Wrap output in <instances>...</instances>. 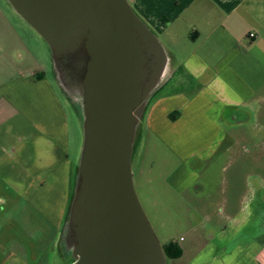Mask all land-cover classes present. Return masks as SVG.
Listing matches in <instances>:
<instances>
[{
    "label": "crops",
    "instance_id": "1",
    "mask_svg": "<svg viewBox=\"0 0 264 264\" xmlns=\"http://www.w3.org/2000/svg\"><path fill=\"white\" fill-rule=\"evenodd\" d=\"M126 1L163 43L137 141L164 154L146 180L165 209L151 208L154 234L180 250L166 264H264V0ZM44 46L0 0V159L34 173L25 198L62 235L78 168L69 183L67 115Z\"/></svg>",
    "mask_w": 264,
    "mask_h": 264
},
{
    "label": "water",
    "instance_id": "2",
    "mask_svg": "<svg viewBox=\"0 0 264 264\" xmlns=\"http://www.w3.org/2000/svg\"><path fill=\"white\" fill-rule=\"evenodd\" d=\"M46 44L57 78L83 48V144L68 227L71 264H166L131 168L135 129L164 55L126 0H6Z\"/></svg>",
    "mask_w": 264,
    "mask_h": 264
},
{
    "label": "rangeland",
    "instance_id": "3",
    "mask_svg": "<svg viewBox=\"0 0 264 264\" xmlns=\"http://www.w3.org/2000/svg\"><path fill=\"white\" fill-rule=\"evenodd\" d=\"M155 38L160 44L162 43L158 37ZM44 45L49 60L51 59L50 52L45 43ZM76 61L70 69L75 72L77 76H81V70L77 67L79 61ZM70 69L62 68L64 85L59 82L55 71L54 79L60 89V97L67 115V156L68 160L71 162V165H69L70 167L67 168V180L69 183L72 182L73 184L76 176L75 169L78 168L79 165L83 144V112L81 83L76 85L75 79L70 76ZM48 73L51 79L52 72L50 62ZM140 120L141 116L139 122ZM139 122L135 129L131 156L133 185L140 205L153 230L155 225L151 218V208L153 207L154 210L156 208L157 213L162 215V218H165V209L162 203H157V205L150 203V194L154 189L147 187L149 183L146 179H154L161 176L163 172L160 173V165L164 154L158 149L157 145L155 146L151 143L144 144V142L138 143V131L141 126ZM149 163L152 164L150 166L151 169L148 168ZM146 166L147 173H145L144 170ZM9 167L10 166L5 164L4 158L2 160L0 159V264H71L74 261L72 249L65 244L67 227H64L62 235L60 234V228H55L50 231L45 230L41 216L36 213V209H34L32 204L25 198V192L27 190L26 185L30 183L29 176L34 173L17 172L15 169L10 170ZM71 188L70 186L69 188L66 187V190L65 188H60L59 190H61V192L65 190L67 193L68 190L69 192L71 191ZM59 190L57 188L56 193H58ZM69 204L70 202H68V205ZM181 207L182 210L189 211L186 209L185 205ZM163 221L165 224L167 221V223L171 225V221H165V219H163ZM179 222L181 224V221ZM176 227L177 225H175V230L178 231V233L180 232L182 234V232L185 231V227L182 224L180 228ZM45 233L48 234L46 235ZM57 237L59 240L55 243L54 240Z\"/></svg>",
    "mask_w": 264,
    "mask_h": 264
},
{
    "label": "flooded vegetation",
    "instance_id": "4",
    "mask_svg": "<svg viewBox=\"0 0 264 264\" xmlns=\"http://www.w3.org/2000/svg\"><path fill=\"white\" fill-rule=\"evenodd\" d=\"M81 56L84 58H87L86 59V62H87L88 55H87V52L83 48H80L77 52H75L71 55L65 56L61 62L67 63V65L69 66V69H70L71 67H73V64L77 62L76 60H78V58ZM85 65H86V63H85ZM70 73H71L70 76L73 77V79H75L76 85H78V83H81V87H82V79H83L84 74H85V69H84V71L81 70V73H80L81 76L80 75L77 76V74H75V72H73L71 69H70ZM77 77H79V78H77ZM76 183H77V181H76ZM75 187H76V184H75ZM65 244H67V246L71 247V249H72L73 245L75 244L74 233L71 229H69V227H67V236H66Z\"/></svg>",
    "mask_w": 264,
    "mask_h": 264
},
{
    "label": "trees",
    "instance_id": "5",
    "mask_svg": "<svg viewBox=\"0 0 264 264\" xmlns=\"http://www.w3.org/2000/svg\"><path fill=\"white\" fill-rule=\"evenodd\" d=\"M86 59L87 58H84L82 56L78 58L79 62L77 63V67H78L79 70L84 71ZM61 65H62V68L64 67L65 69L66 68L69 69V66L67 65V63L61 62ZM75 189H76V187H74L73 192H72V194L70 196V199H69L70 204H71ZM70 204L68 205L67 210H66L67 213H66V217H65V221H64V227H68V216H69ZM161 247H162V250H163V253H164V256H165L166 260H173V259L179 258L180 250L174 244L169 243V244H167L165 246H161Z\"/></svg>",
    "mask_w": 264,
    "mask_h": 264
},
{
    "label": "built area",
    "instance_id": "6",
    "mask_svg": "<svg viewBox=\"0 0 264 264\" xmlns=\"http://www.w3.org/2000/svg\"><path fill=\"white\" fill-rule=\"evenodd\" d=\"M250 37H252V35H250Z\"/></svg>",
    "mask_w": 264,
    "mask_h": 264
}]
</instances>
